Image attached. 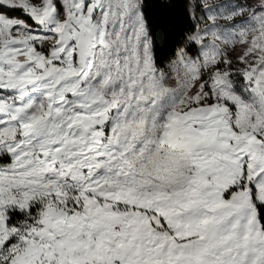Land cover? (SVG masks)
<instances>
[{"label": "snow or ice", "instance_id": "snow-or-ice-1", "mask_svg": "<svg viewBox=\"0 0 264 264\" xmlns=\"http://www.w3.org/2000/svg\"><path fill=\"white\" fill-rule=\"evenodd\" d=\"M179 2L0 0V264H264V0Z\"/></svg>", "mask_w": 264, "mask_h": 264}, {"label": "trees", "instance_id": "trees-1", "mask_svg": "<svg viewBox=\"0 0 264 264\" xmlns=\"http://www.w3.org/2000/svg\"><path fill=\"white\" fill-rule=\"evenodd\" d=\"M174 7L171 9H161L158 0H146L148 7L146 12L150 15L154 22L169 20L171 24L167 25L163 33L158 32L157 40V55L161 59L166 60L171 54L172 48L176 40L180 37L181 33L190 27L183 4L179 0H173Z\"/></svg>", "mask_w": 264, "mask_h": 264}, {"label": "rangeland", "instance_id": "rangeland-1", "mask_svg": "<svg viewBox=\"0 0 264 264\" xmlns=\"http://www.w3.org/2000/svg\"><path fill=\"white\" fill-rule=\"evenodd\" d=\"M239 54H240V49L237 48V50L235 52H233L231 55H232L233 59H235ZM237 66H241V65L238 64Z\"/></svg>", "mask_w": 264, "mask_h": 264}]
</instances>
